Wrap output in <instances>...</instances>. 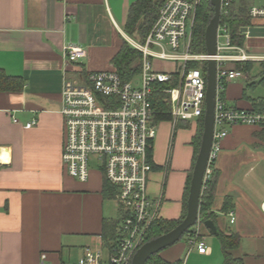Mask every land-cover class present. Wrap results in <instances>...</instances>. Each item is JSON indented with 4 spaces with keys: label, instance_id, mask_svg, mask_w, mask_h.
Returning <instances> with one entry per match:
<instances>
[{
    "label": "crops",
    "instance_id": "1",
    "mask_svg": "<svg viewBox=\"0 0 264 264\" xmlns=\"http://www.w3.org/2000/svg\"><path fill=\"white\" fill-rule=\"evenodd\" d=\"M135 1L0 0V70L22 80L20 91L0 90V148L7 153L0 164V264L76 261L84 248L108 246L113 239L122 214L113 196L103 192L100 169L91 162L89 178L82 182L63 167L60 95L65 78L116 69L113 58L130 38L124 27ZM240 32V46L264 58V18L251 19ZM64 47L82 48L86 56L68 62ZM263 62H246L248 79L226 84L220 96L229 107L261 109L264 97L247 91L259 83ZM196 127L197 119L157 122L147 194L158 218L177 220L183 214ZM226 128L212 166L217 170L212 221L217 231L238 236L234 258L264 264V130ZM226 198L230 205L225 209ZM199 233L207 253H198L186 236L160 251V257L170 263L222 264L218 238L202 223Z\"/></svg>",
    "mask_w": 264,
    "mask_h": 264
},
{
    "label": "built area",
    "instance_id": "2",
    "mask_svg": "<svg viewBox=\"0 0 264 264\" xmlns=\"http://www.w3.org/2000/svg\"><path fill=\"white\" fill-rule=\"evenodd\" d=\"M199 2L164 0L145 40L138 42L128 38L129 45L141 53L140 71L130 80H122L116 69L91 71L78 80H63L60 95V114L64 121L63 167L69 176L84 182L89 178L90 163L94 162L114 189L113 199L122 215L108 246L102 243L99 248L86 247L76 261L61 264H131L134 253L145 243L147 228L158 219L157 205L147 194L151 170L148 151L157 134L152 100L159 90L167 95L174 125L177 121H193L204 115V66L206 68L207 60L212 57L206 52H191ZM220 2L222 15L228 13L236 0ZM248 15L251 19L264 18V6H249ZM238 33L241 35L240 28ZM63 55L68 62H75L84 58L86 51L64 47ZM213 58L217 65L214 133L203 187L210 178L220 141L227 135L226 127L250 125L264 130V99L261 109H240L229 107L220 96L226 84L248 79L244 71L246 62L264 61V58L252 56L243 46L232 43L228 24L220 22ZM154 60L172 63L171 70L157 68ZM189 62L198 65L188 67ZM229 64H238L240 69ZM171 82L173 86H167ZM34 124L35 120L27 126ZM2 151L4 148H0V164L4 162ZM229 216L233 222V213ZM199 225L192 227L190 244L203 254L207 253V247L199 240ZM44 256L41 255L42 260Z\"/></svg>",
    "mask_w": 264,
    "mask_h": 264
},
{
    "label": "trees",
    "instance_id": "3",
    "mask_svg": "<svg viewBox=\"0 0 264 264\" xmlns=\"http://www.w3.org/2000/svg\"><path fill=\"white\" fill-rule=\"evenodd\" d=\"M164 0H137L132 3L128 9L127 19L124 27V31L128 36H132L134 33L140 38V42H143L150 30V27L156 21L158 16V10ZM213 9L209 3V0H200L196 7L194 26L191 36V52L196 54H201L206 52L204 33L205 28L212 17ZM220 23H227L232 35V43L241 45L243 38L239 35L238 31L241 26H247L251 24V17L248 15V7L245 5L244 0H236L233 3L227 14L222 13L220 16ZM130 36V37H131ZM141 58V53L136 49L132 48L129 43L124 42L119 52L113 58V64L116 67L117 73L120 75L122 80L128 81L137 75L140 71L137 61ZM136 62V63H134ZM196 62H189L188 67L197 66ZM262 70L257 75L259 77V82H264V62L261 63ZM246 69L249 70L251 63L245 65ZM237 69H240L239 65H236ZM206 70L204 66V71ZM176 78V76H174ZM22 80L17 77H10L5 75L0 70V90L8 91H20ZM174 82L168 83L167 86H173ZM153 108L155 109V122L168 121L170 120L169 110L170 105L167 101V95L162 93L160 90L157 91L153 96ZM203 131V116L197 119L196 133L192 139V145L194 149V160L196 159L199 145L201 141ZM152 149L148 151V155H151ZM213 164L211 165V167ZM217 170L212 167V174L210 178L205 182L202 189L200 206H199V220L204 222L205 220L214 219V214L210 211L211 201L213 197L214 185L216 181ZM103 192L107 196H113L114 189L103 177ZM191 175L189 177L188 188L186 196H188L189 185H190ZM230 205L229 198H226L224 202V208H228ZM186 213V202L184 204V211L181 217L177 220H168L163 218H158L154 220L147 228V233L145 236V242L149 241L155 237H158L164 233H167L173 229L180 221L184 218ZM194 233L191 228L183 236H191ZM200 236V233L198 234ZM215 236L218 238L222 255V264H243L242 260L239 258H234L231 251L238 246L239 238L236 234L225 235L220 231H217ZM107 239V238H106ZM181 260L170 263L162 259L158 254L151 256L146 264H181Z\"/></svg>",
    "mask_w": 264,
    "mask_h": 264
},
{
    "label": "water",
    "instance_id": "4",
    "mask_svg": "<svg viewBox=\"0 0 264 264\" xmlns=\"http://www.w3.org/2000/svg\"><path fill=\"white\" fill-rule=\"evenodd\" d=\"M209 3L213 9V14L205 28L204 40L206 54L212 58L208 59L206 62V92L205 110L203 115V131L199 150L192 169L189 193L186 201V213L180 223H178L173 229L143 243L134 253L131 264H146L151 256L174 245L188 230L197 224H201L199 220V206L203 189V179L208 166L214 133L217 65L216 60L213 57L216 55L217 28L221 16L220 0H209ZM202 224L209 230L210 233L216 234V226L211 219L205 220Z\"/></svg>",
    "mask_w": 264,
    "mask_h": 264
},
{
    "label": "rangeland",
    "instance_id": "5",
    "mask_svg": "<svg viewBox=\"0 0 264 264\" xmlns=\"http://www.w3.org/2000/svg\"><path fill=\"white\" fill-rule=\"evenodd\" d=\"M244 3H245V5L247 6V7H249V6H251V5H255V6H264V0H244ZM150 29H151V27H150ZM150 31V30H149ZM149 33V32H148ZM148 35V34H147ZM131 36V35H130ZM129 36V37H130ZM131 39H133V40H135V41H138V42H140V38L138 37V35L137 34H133L131 37H130ZM220 41H222V39H220ZM134 63H136V62H134ZM137 63H138V67H139V63H140V59L137 61ZM154 64H155V66L157 67V68H159V69H161V70H163V71H170L171 70V68H172V63H170V62H166V61H159V60H154ZM140 68V67H139ZM256 78H258V77H256ZM257 81H258V79H256ZM248 93H249V95L250 96H252V97H264V82H262V83H257L256 85H255V87L254 88H248V91H247ZM109 204L111 205V206H113L114 204H113V202H109ZM186 236H183L178 242H180V241H182L184 238H185ZM190 237V236H189ZM186 250H185V252H184V256H185V254H186Z\"/></svg>",
    "mask_w": 264,
    "mask_h": 264
},
{
    "label": "bare ground",
    "instance_id": "6",
    "mask_svg": "<svg viewBox=\"0 0 264 264\" xmlns=\"http://www.w3.org/2000/svg\"><path fill=\"white\" fill-rule=\"evenodd\" d=\"M6 157H7V153H6V150H4V151H2L1 159H2L3 161H6V160H5Z\"/></svg>",
    "mask_w": 264,
    "mask_h": 264
}]
</instances>
